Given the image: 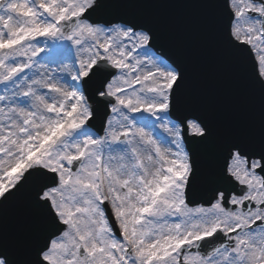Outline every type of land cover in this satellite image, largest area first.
<instances>
[{
  "label": "snow or ice",
  "instance_id": "6c2138e0",
  "mask_svg": "<svg viewBox=\"0 0 264 264\" xmlns=\"http://www.w3.org/2000/svg\"><path fill=\"white\" fill-rule=\"evenodd\" d=\"M168 8L246 115L157 50ZM0 264H264V0H0Z\"/></svg>",
  "mask_w": 264,
  "mask_h": 264
},
{
  "label": "water",
  "instance_id": "95a60500",
  "mask_svg": "<svg viewBox=\"0 0 264 264\" xmlns=\"http://www.w3.org/2000/svg\"><path fill=\"white\" fill-rule=\"evenodd\" d=\"M201 13L195 9L168 8L153 10L147 18L157 26L159 38L157 50L168 55L172 60L184 62L191 70L197 84L209 93V104L218 113L223 115H246L238 112L246 109L248 101L239 96L232 84L226 69L214 67L212 73H207L210 57L202 45L200 32ZM199 55L200 67L193 64ZM222 69V70H221ZM247 71L254 69L247 66ZM100 130V122L93 125ZM15 215L10 217V227L14 224Z\"/></svg>",
  "mask_w": 264,
  "mask_h": 264
}]
</instances>
